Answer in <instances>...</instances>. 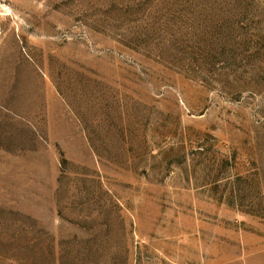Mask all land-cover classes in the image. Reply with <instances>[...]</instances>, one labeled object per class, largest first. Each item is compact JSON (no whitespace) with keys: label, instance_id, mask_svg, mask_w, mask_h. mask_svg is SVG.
<instances>
[{"label":"rangeland","instance_id":"1","mask_svg":"<svg viewBox=\"0 0 264 264\" xmlns=\"http://www.w3.org/2000/svg\"><path fill=\"white\" fill-rule=\"evenodd\" d=\"M8 24L80 145L22 154L0 264H221L264 237V0H0Z\"/></svg>","mask_w":264,"mask_h":264},{"label":"crops","instance_id":"2","mask_svg":"<svg viewBox=\"0 0 264 264\" xmlns=\"http://www.w3.org/2000/svg\"><path fill=\"white\" fill-rule=\"evenodd\" d=\"M11 25L0 26V218L5 219L6 204L16 202L21 186L22 154L36 155L39 142L63 148L79 143L75 137L77 121L53 79L33 54L17 42ZM53 153V151H51ZM263 236H241L243 253L221 264H264ZM257 244V246H255Z\"/></svg>","mask_w":264,"mask_h":264}]
</instances>
